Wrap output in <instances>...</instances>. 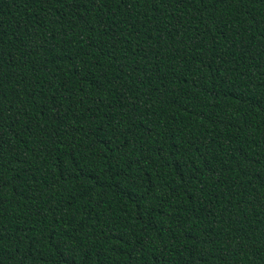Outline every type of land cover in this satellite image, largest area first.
<instances>
[{"label": "trees", "instance_id": "obj_1", "mask_svg": "<svg viewBox=\"0 0 264 264\" xmlns=\"http://www.w3.org/2000/svg\"><path fill=\"white\" fill-rule=\"evenodd\" d=\"M0 264H264V0H0Z\"/></svg>", "mask_w": 264, "mask_h": 264}]
</instances>
